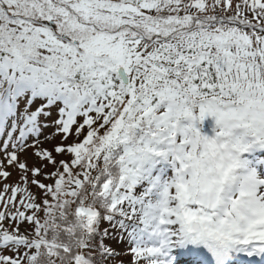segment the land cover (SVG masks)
<instances>
[{"label":"snow or ice","instance_id":"6c2138e0","mask_svg":"<svg viewBox=\"0 0 264 264\" xmlns=\"http://www.w3.org/2000/svg\"><path fill=\"white\" fill-rule=\"evenodd\" d=\"M0 157V264H264V0H0Z\"/></svg>","mask_w":264,"mask_h":264},{"label":"rangeland","instance_id":"374dc122","mask_svg":"<svg viewBox=\"0 0 264 264\" xmlns=\"http://www.w3.org/2000/svg\"><path fill=\"white\" fill-rule=\"evenodd\" d=\"M53 115H55V112H53ZM50 131V130H49ZM60 137L57 136L56 139L53 141V143H58L60 141ZM2 158V157H0ZM21 161H25V158L21 155L19 157ZM31 166V161H25ZM11 173V175L7 178V180L0 179V190L3 188L4 183L8 184H15L20 179V171L17 166H10L9 168L5 169ZM33 191H36L35 188L32 189ZM120 234V230L117 229V234L113 236V239H117V236ZM112 249L115 250L117 253V260L114 261L115 264H131L132 262V254L128 251V245L124 242L115 240L113 245L110 246ZM113 260V259H112ZM111 260V262H113Z\"/></svg>","mask_w":264,"mask_h":264},{"label":"trees","instance_id":"16d2710c","mask_svg":"<svg viewBox=\"0 0 264 264\" xmlns=\"http://www.w3.org/2000/svg\"><path fill=\"white\" fill-rule=\"evenodd\" d=\"M205 130L206 131H209L211 130V127H212V124L214 123L213 121V118L211 117H208L206 118L205 120ZM105 228H108L109 229V235L104 237V241L107 245L111 246L113 245L114 241L117 240V241H120L119 239V236L120 234L117 236V239H113V236L117 234V229L118 228H112L108 222L106 221H102L101 224H100V229L103 230ZM97 243H99V240H97ZM85 254H87L89 252L88 249H85V250H82ZM92 255L96 257L97 261H99V254H98V250H95V251H92ZM117 255H114V256H111V257H108L106 258L102 264H115L114 261L117 260ZM113 259V260H112ZM111 260L113 262H111Z\"/></svg>","mask_w":264,"mask_h":264},{"label":"bare ground","instance_id":"6f19581e","mask_svg":"<svg viewBox=\"0 0 264 264\" xmlns=\"http://www.w3.org/2000/svg\"><path fill=\"white\" fill-rule=\"evenodd\" d=\"M190 258H192V257H190Z\"/></svg>","mask_w":264,"mask_h":264}]
</instances>
